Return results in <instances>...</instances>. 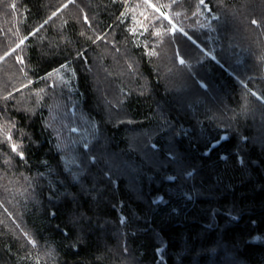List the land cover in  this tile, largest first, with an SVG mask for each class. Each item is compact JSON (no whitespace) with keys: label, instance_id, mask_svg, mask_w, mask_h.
I'll return each instance as SVG.
<instances>
[{"label":"trees","instance_id":"trees-1","mask_svg":"<svg viewBox=\"0 0 264 264\" xmlns=\"http://www.w3.org/2000/svg\"><path fill=\"white\" fill-rule=\"evenodd\" d=\"M0 264H264V0H0Z\"/></svg>","mask_w":264,"mask_h":264},{"label":"snow or ice","instance_id":"snow-or-ice-1","mask_svg":"<svg viewBox=\"0 0 264 264\" xmlns=\"http://www.w3.org/2000/svg\"><path fill=\"white\" fill-rule=\"evenodd\" d=\"M200 3L203 4V3H204V0H200ZM13 7H14V5H13ZM252 23L255 24L256 21L254 20V21H252ZM157 35H159V33H157ZM23 43H24V41H21V44H23ZM17 47H19V45H17ZM13 51H15V49H14ZM18 62H20V63L23 62L22 57H19V58H18ZM180 63H184V61H183V60H180ZM8 139L11 140V137L9 136ZM12 149H13V151H16V150H17V149H16V146H15L14 144H13V146H12Z\"/></svg>","mask_w":264,"mask_h":264},{"label":"rangeland","instance_id":"rangeland-1","mask_svg":"<svg viewBox=\"0 0 264 264\" xmlns=\"http://www.w3.org/2000/svg\"><path fill=\"white\" fill-rule=\"evenodd\" d=\"M257 240H261L260 238H257Z\"/></svg>","mask_w":264,"mask_h":264}]
</instances>
